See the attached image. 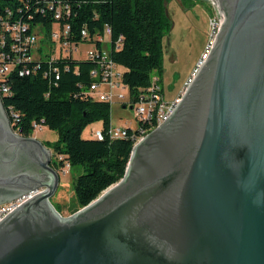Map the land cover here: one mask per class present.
<instances>
[{"label": "water", "instance_id": "1", "mask_svg": "<svg viewBox=\"0 0 264 264\" xmlns=\"http://www.w3.org/2000/svg\"><path fill=\"white\" fill-rule=\"evenodd\" d=\"M210 2L220 31L179 105L69 217L50 149L0 100V205L43 190L0 221V264H264V0Z\"/></svg>", "mask_w": 264, "mask_h": 264}, {"label": "trees", "instance_id": "2", "mask_svg": "<svg viewBox=\"0 0 264 264\" xmlns=\"http://www.w3.org/2000/svg\"><path fill=\"white\" fill-rule=\"evenodd\" d=\"M168 1L64 0L63 4L69 5V18L63 15L56 21L48 9L41 15L32 8L31 19L24 17L23 21L31 29L39 26L48 33L55 23L60 29L68 26L67 40L78 43H86L80 38L81 31H86L92 40L109 27V57L122 71V84L129 100L135 103L149 86L152 75L163 77L164 41L171 28L165 10ZM181 1L183 5L192 6L189 0ZM31 7L39 9L41 6L32 1ZM119 38L121 42L116 48ZM94 44L99 49V44ZM26 67L30 70L28 75H19L22 66L6 78L9 90L5 95L0 94L2 107L12 130L20 137L33 136L34 125L57 134L55 142L43 144L56 156L55 170L65 166L80 170L73 183L75 213L123 178L133 143L129 139L107 136L110 105L87 96L90 86L97 82L91 76L95 62L67 57L52 64L42 63L35 72L33 65L26 64ZM45 72L50 73L44 75ZM11 113L16 114V120L10 118ZM94 123H101L104 136L101 141L82 137L83 131Z\"/></svg>", "mask_w": 264, "mask_h": 264}, {"label": "built area", "instance_id": "3", "mask_svg": "<svg viewBox=\"0 0 264 264\" xmlns=\"http://www.w3.org/2000/svg\"><path fill=\"white\" fill-rule=\"evenodd\" d=\"M22 1L0 0V94L5 95L8 93L9 88L6 85V78L17 67L23 66V69L19 71V75L22 76L30 73L26 64L33 65L32 71L35 72L40 68L42 63L52 64L60 58L71 57L75 60L93 61L96 63V68L91 72V76L97 82L90 86L87 91V96L99 102L108 103L110 108L119 104L123 108L131 107L135 111V118L137 120V128L135 130L115 127L112 124H110L107 130V136L110 139H129L133 143V148L173 114L190 84L198 74L201 66L207 59L221 26L219 12L216 18L209 20L208 42L189 75L185 78L180 89L172 98L166 97L165 91L161 86L162 79L154 74L150 79L149 86L139 96L138 101L132 103L122 93L126 89L122 84V71L109 57V48H107L111 44V30L109 27H105L103 34L94 37L92 40H90L86 31H81V40L86 41L91 48L86 53V59H78L75 57V54L79 53V47L84 43L70 42L67 40L69 33L68 26L60 29L59 24L55 23L49 32V37L45 38L42 34L43 28L36 26L31 29L30 25L23 21L24 17L31 19L29 11L31 12L32 8L34 12L39 11L41 15H45L46 9H48V11L53 13V18L56 21L60 20L63 15L69 18V5L63 4L64 0H26L24 4H21ZM32 1L41 7L39 9H35L34 7L30 8ZM105 40H107V44H105ZM44 41L46 43L43 44ZM48 41L51 44L55 43L57 45V54L56 49L51 54L45 52L44 49H50L49 43H47ZM95 42L99 44V49L96 48ZM120 42L121 38L116 42V48L119 47ZM54 71L56 75V69ZM49 73L45 72L44 75H48ZM56 79H58L57 75ZM10 118L14 121L17 119V116L11 113ZM38 128L40 127L34 125V130ZM92 135L94 139L99 141L104 138L101 128L93 131ZM42 192L43 190L29 192L11 201V204L0 205V221L26 200Z\"/></svg>", "mask_w": 264, "mask_h": 264}, {"label": "rangeland", "instance_id": "4", "mask_svg": "<svg viewBox=\"0 0 264 264\" xmlns=\"http://www.w3.org/2000/svg\"><path fill=\"white\" fill-rule=\"evenodd\" d=\"M192 6L183 5L181 0H169L165 4L166 14L170 19L171 28L164 41V73L161 86L167 98H172L178 88L182 85L185 78L189 75L197 59L200 57L204 47L208 42V22L218 16L219 11L215 12L210 0H189ZM188 6V7H187ZM46 38L48 31L42 30ZM46 41L43 42V44ZM50 49H44L51 54L57 51V45L50 43ZM107 44V40H105ZM53 48V50H52ZM87 43L81 44L79 53L75 54L78 59H86V53L90 49ZM109 48V45L107 46ZM128 98V91H122ZM136 113L129 107L114 105L111 109L110 121L113 126L121 128H137ZM100 128V123L88 126L82 134L84 139H93L92 132ZM33 137L41 142L53 143L57 140L55 132L44 129H35ZM53 163H57L56 156L52 149ZM59 184L55 193L49 198L52 207L61 217H69L77 208L74 196V180L80 174L79 169H69L62 167L58 171Z\"/></svg>", "mask_w": 264, "mask_h": 264}, {"label": "flooded vegetation", "instance_id": "5", "mask_svg": "<svg viewBox=\"0 0 264 264\" xmlns=\"http://www.w3.org/2000/svg\"><path fill=\"white\" fill-rule=\"evenodd\" d=\"M8 121H9V120H8ZM9 126L11 127L10 122H9ZM11 129H12V127H11ZM12 131H13V130H12ZM13 132H14V131H13ZM42 143H43V142H42ZM50 167L54 169V163H53V160H52V162H51V164H50ZM56 171H57V169H56Z\"/></svg>", "mask_w": 264, "mask_h": 264}, {"label": "crops", "instance_id": "6", "mask_svg": "<svg viewBox=\"0 0 264 264\" xmlns=\"http://www.w3.org/2000/svg\"><path fill=\"white\" fill-rule=\"evenodd\" d=\"M52 52H53V51H52ZM180 87H181V86H180ZM180 87L178 88V90L180 89ZM178 90H177V91H178ZM177 91H176V92H177ZM176 92H175V94H176ZM111 109H112V107H111ZM110 124H112L111 121H110ZM43 128H44V127H43ZM100 128H101V123H100ZM100 128H99V129H100ZM44 129H45V128H44ZM99 129H98V130H99ZM45 142H46V141H45Z\"/></svg>", "mask_w": 264, "mask_h": 264}]
</instances>
